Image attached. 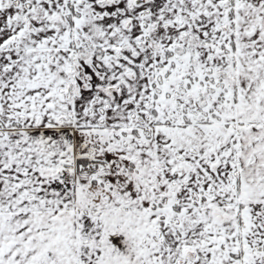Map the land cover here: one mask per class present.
Instances as JSON below:
<instances>
[{
	"label": "snow or ice",
	"instance_id": "6c2138e0",
	"mask_svg": "<svg viewBox=\"0 0 264 264\" xmlns=\"http://www.w3.org/2000/svg\"><path fill=\"white\" fill-rule=\"evenodd\" d=\"M0 264H264V0H0Z\"/></svg>",
	"mask_w": 264,
	"mask_h": 264
}]
</instances>
